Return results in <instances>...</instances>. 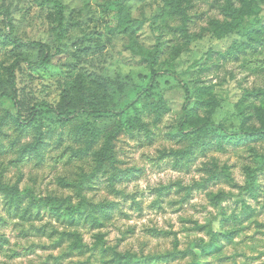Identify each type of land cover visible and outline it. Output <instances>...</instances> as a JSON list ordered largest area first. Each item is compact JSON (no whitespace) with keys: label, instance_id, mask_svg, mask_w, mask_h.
Here are the masks:
<instances>
[{"label":"rangeland","instance_id":"1","mask_svg":"<svg viewBox=\"0 0 264 264\" xmlns=\"http://www.w3.org/2000/svg\"><path fill=\"white\" fill-rule=\"evenodd\" d=\"M51 1L63 7L60 35L49 0H0V93L15 90L22 120L39 102L121 113L63 122L40 109L20 127L14 103L0 99V185L82 207L69 218L0 193V264H264V140L229 135L260 124L264 17L229 32L226 0H180L183 13L167 0ZM118 3L131 16L126 28ZM152 21L163 43L154 67L188 87L190 120L227 133L209 127L192 143L194 132H178L185 93L174 77L139 95ZM14 39L48 45L52 59L21 63L12 87L10 63L39 58Z\"/></svg>","mask_w":264,"mask_h":264},{"label":"trees","instance_id":"2","mask_svg":"<svg viewBox=\"0 0 264 264\" xmlns=\"http://www.w3.org/2000/svg\"><path fill=\"white\" fill-rule=\"evenodd\" d=\"M166 1V0H165ZM187 4H190V0H186ZM237 3H233V0H226V11L228 12V16L231 18V27L229 28V32H234L243 22H246L247 20H250L253 22L252 26L255 25V23L261 24L262 22V17L263 14V6H264V0H236ZM49 2L53 3L54 6L57 9V18L56 22L58 24L59 28V35L61 34V26H62V12H63V7L59 2L56 1H51ZM172 5V10L178 11V12H184L183 9L180 7V0H167V5ZM170 10V11H172ZM172 11V12H173ZM1 14V13H0ZM160 14H166L165 11V6H164V12H161ZM115 16L117 17V20L123 24V26L126 28L127 25L132 21L131 16L127 10V8L118 3L117 4V10ZM161 21L165 22L166 19H162ZM152 24V32L156 35V42L153 47V51L148 57L149 61V68H150V76L148 82H146L145 87L143 91L139 95H145L146 93L150 92L153 88V84L155 80L160 78L161 76H170L176 78L178 81L179 85L183 89L185 93V102L182 107V118L178 126V132L181 135L184 136H189L191 133H195V136L192 139V143L194 141H200L201 138L206 134V130L209 127H216L217 129L220 130V132L227 133L225 127L221 124H213L208 120V118H197V119H191L192 112L189 110V105L191 101V95L188 87L184 84V82L179 78L178 74H176L175 71L172 70H160L158 68H155L154 66L156 65L157 57L158 55L162 52V46L163 43L160 42V38L162 36V29L160 26H157L158 22H151ZM264 28V27H261ZM225 31V30H224ZM258 34L263 32V29H258L256 31ZM253 40L259 41L261 38H253ZM13 45L15 48L19 47H27L31 49H36L38 50L39 53V58L37 61L34 62H29L25 61L22 59H15L10 65L5 69L6 76L8 78L9 84L14 87L15 86V72L16 69L19 67L21 63H25L28 68L33 69V68H41L46 65H48L51 62L52 56L49 53V46L37 42V41H22L18 39L13 40ZM129 45L131 46L132 50L135 51V43L130 39L129 40ZM145 59H147L145 57ZM100 86L103 88L105 85L100 84ZM79 87V86H78ZM15 90L13 89V92L8 94V93H0V99L6 97L10 99L13 103L14 106L17 108V113H16V118L17 121L20 123V127L27 126L30 124L34 118L37 116V113L40 109H45L47 112L54 114L57 118L61 119L63 122L68 121L71 118H76L78 116L84 115V114H115L114 112H109L108 110L105 109H91L88 110L87 108H80L78 106H75L69 101H66L62 106H54L52 104L46 103V102H39L33 105L31 109V113L28 117H26L25 120H22L21 115H20V107H19V102L17 100V95L14 92ZM138 95V97H139ZM198 101L200 100V98ZM199 102V103H200ZM134 103V102H133ZM131 103L128 107H131L133 105ZM256 111L258 113L257 118L260 122L258 127H250L246 128L242 131L239 132H234L230 133L229 135H232L234 138L237 139H254V140H264V108L263 107H256ZM115 114V115H120ZM222 137V136H221ZM28 150L29 147L25 148V150ZM0 193H3L7 195L10 199L11 203H14V205L19 204L22 199H28V205L27 207L30 208L32 206L37 207V208H43L46 211H48L51 214H57L58 211L62 208L64 213L67 215L69 218H73L76 214L81 213L82 214V207H81V202L79 201L77 205L70 206V203L67 201V203L64 205V202L62 200H59L57 198H54L52 196H43V197H35L34 194L30 191L27 192H18L17 189L15 188H10L6 185H0ZM21 194L24 195V198L21 197ZM215 246H204L201 247L200 251L203 254H207L213 249Z\"/></svg>","mask_w":264,"mask_h":264}]
</instances>
